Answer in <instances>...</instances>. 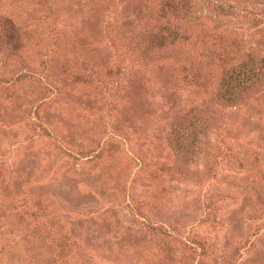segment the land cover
<instances>
[{
	"label": "rangeland",
	"instance_id": "374dc122",
	"mask_svg": "<svg viewBox=\"0 0 264 264\" xmlns=\"http://www.w3.org/2000/svg\"><path fill=\"white\" fill-rule=\"evenodd\" d=\"M0 39V264H264V0H0Z\"/></svg>",
	"mask_w": 264,
	"mask_h": 264
},
{
	"label": "trees",
	"instance_id": "16d2710c",
	"mask_svg": "<svg viewBox=\"0 0 264 264\" xmlns=\"http://www.w3.org/2000/svg\"><path fill=\"white\" fill-rule=\"evenodd\" d=\"M172 36L171 37V40L173 41L175 38H176V36H177V33L176 32H174V31H172V32H169V36ZM2 41V42H1ZM8 43L9 41H4V40H1L0 39V43ZM264 61V60H263ZM263 65H264V63H263ZM236 74V73H235ZM241 73H239V74H236V75H234V74H232V75H229L228 77H226V80H225V87H227V89L225 90V93L228 91V93L230 94L229 95V97H227V95L226 96H224L225 95V93H222V97H224V98H228V99H233L235 96H237L236 95V91L238 90V89H240V88H243L244 86H245V81H244V79L243 80H241ZM242 75H246V73H242ZM238 77V78H237ZM247 81V80H246Z\"/></svg>",
	"mask_w": 264,
	"mask_h": 264
}]
</instances>
